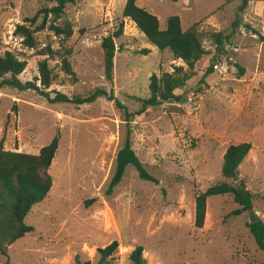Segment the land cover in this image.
<instances>
[{"label": "rangeland", "instance_id": "1", "mask_svg": "<svg viewBox=\"0 0 264 264\" xmlns=\"http://www.w3.org/2000/svg\"><path fill=\"white\" fill-rule=\"evenodd\" d=\"M126 1L77 0L58 23L69 22L72 36L55 37L44 30L35 34L36 48L28 49L14 35L16 26L52 5L0 0V53L9 51L26 62L21 82L34 81L38 63L46 60L54 76L49 91L72 98L99 88L115 98L74 106L49 104L33 91L0 89L4 150L37 155L59 135L47 172L52 188L25 218L34 231L0 253V264H97V250L112 242L118 249L108 264H132L129 257L137 246L143 248L145 264H264V252L248 229L250 213L230 216L238 209L232 196L210 197L203 228L194 227L195 193L221 182L249 190L254 195L252 211L264 223V0H249L241 15L235 0H138V7L157 17L160 29L170 16L180 18L183 31L197 27L205 55L192 70L168 50L151 46L135 24L122 17ZM120 22L124 28L114 41L109 82L100 44ZM211 33L230 37L224 53ZM46 47L53 57L39 55ZM64 52L77 78L74 84L61 71L59 56ZM226 54H233L236 64L221 78L211 65ZM178 67L187 79L178 93L180 101L149 108L127 124L125 114H134L139 100L148 97L149 78ZM128 128L132 149L155 182L141 180L128 166L109 192ZM241 143L252 149L237 181L225 180L223 155Z\"/></svg>", "mask_w": 264, "mask_h": 264}, {"label": "trees", "instance_id": "2", "mask_svg": "<svg viewBox=\"0 0 264 264\" xmlns=\"http://www.w3.org/2000/svg\"><path fill=\"white\" fill-rule=\"evenodd\" d=\"M42 1L52 6L40 9L33 18L25 19V24L17 25L14 31V35L22 39V43L28 49L36 48L35 34L44 30H47L55 37L64 38H70L73 33V28L69 22L63 25L58 23L63 18L66 7L74 5L77 0ZM172 1L177 2L178 0ZM235 1L239 2L238 15L243 14L248 7L249 0ZM137 2L138 0H127L122 17L134 23L151 46L159 51L168 50L176 60H181L189 70H192L195 64L205 55V50L202 46L203 36L197 27L192 26L183 31L180 18L178 16H170L166 19L165 28L160 29L157 17L138 7ZM41 15L40 23L36 24ZM239 25L240 19L233 24V31ZM123 28V22H120L113 33L101 40L100 46L104 57V77L109 82L113 74L114 41L122 36ZM209 36L223 53L225 52L224 43L230 45L228 42L230 37H224L222 33H211ZM144 53L146 55L148 51L144 50ZM39 55L53 57L54 52L49 47H46L40 51ZM68 58V52L60 54L61 71L74 84L77 82V78L71 69ZM25 69L26 62L18 56L9 51L0 53V89L9 88L19 92L33 91L49 104L83 106L92 104L101 98L115 101L112 93L99 88L87 96H75L72 98L59 92L49 91L54 81V76L46 60L38 63V77L34 78V81L23 83L19 80V76L23 74ZM182 72L183 68L178 67L171 74L164 73L160 77L152 75L149 78L148 97L139 100L141 103L139 110L131 115L126 113L124 121L129 124L134 117L143 115L149 108L158 107L163 103L179 102L181 96L178 93L187 80L182 76ZM207 72L210 74L212 70L208 69ZM239 73L242 75L244 71L239 68ZM37 82H39V86ZM115 103L116 106L125 109L119 102ZM58 145V133L48 145L40 149L37 155L6 151L3 149L2 143H0L1 254H6L10 245L34 231L32 227L25 224V218L33 206L44 201L52 188V179L47 172L58 150ZM251 149L252 147L249 143L229 146L223 155L221 177L225 180L236 182L239 176V167L247 158ZM128 166L136 170L141 180L155 182V179L146 172L132 149L131 130L129 128L127 129L124 144L116 156L115 172L109 184V192L120 183ZM214 196H232L234 203L238 205V209L233 211L230 216L238 217L253 210L254 195L249 190L241 188V185L221 182L207 188L205 191L195 193L194 227L196 229L203 228L207 211V200ZM248 229L258 249L264 252L263 221L259 220L253 224H248ZM117 249V242H112L109 246L98 249L97 264H108ZM142 255L143 248L137 246L130 254L129 259L132 264H145ZM76 264L81 263L76 261Z\"/></svg>", "mask_w": 264, "mask_h": 264}, {"label": "built area", "instance_id": "3", "mask_svg": "<svg viewBox=\"0 0 264 264\" xmlns=\"http://www.w3.org/2000/svg\"><path fill=\"white\" fill-rule=\"evenodd\" d=\"M264 38V34H262ZM231 51L233 53H237V48L232 47ZM236 64L235 58L233 54H226L218 57L211 65L213 72L217 73L221 78H224L229 74L231 70L234 69ZM191 100V98H189Z\"/></svg>", "mask_w": 264, "mask_h": 264}, {"label": "water", "instance_id": "4", "mask_svg": "<svg viewBox=\"0 0 264 264\" xmlns=\"http://www.w3.org/2000/svg\"><path fill=\"white\" fill-rule=\"evenodd\" d=\"M241 188H245V187L241 185ZM259 220H260L259 216L255 212L251 211L249 224H253Z\"/></svg>", "mask_w": 264, "mask_h": 264}]
</instances>
